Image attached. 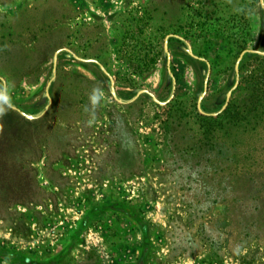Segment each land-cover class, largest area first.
<instances>
[{
  "label": "rangeland",
  "instance_id": "1",
  "mask_svg": "<svg viewBox=\"0 0 264 264\" xmlns=\"http://www.w3.org/2000/svg\"><path fill=\"white\" fill-rule=\"evenodd\" d=\"M262 2L0 0V264H264Z\"/></svg>",
  "mask_w": 264,
  "mask_h": 264
},
{
  "label": "water",
  "instance_id": "2",
  "mask_svg": "<svg viewBox=\"0 0 264 264\" xmlns=\"http://www.w3.org/2000/svg\"><path fill=\"white\" fill-rule=\"evenodd\" d=\"M260 3L262 4L263 2H262V0H260ZM58 53V51L56 52V54ZM56 54H55V56H56ZM242 54L243 53H241V55H240V57L242 56ZM240 57H239V59H240ZM236 67H237V64H236ZM201 100V97L198 99V101H200Z\"/></svg>",
  "mask_w": 264,
  "mask_h": 264
}]
</instances>
